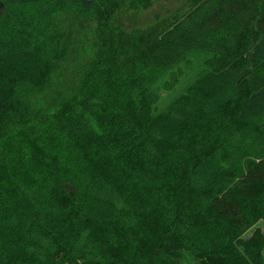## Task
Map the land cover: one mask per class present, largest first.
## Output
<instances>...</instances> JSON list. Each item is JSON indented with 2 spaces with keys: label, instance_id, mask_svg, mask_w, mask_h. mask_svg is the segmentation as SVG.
<instances>
[{
  "label": "trees",
  "instance_id": "1",
  "mask_svg": "<svg viewBox=\"0 0 264 264\" xmlns=\"http://www.w3.org/2000/svg\"><path fill=\"white\" fill-rule=\"evenodd\" d=\"M155 1L2 0L0 264H264V0L125 27ZM63 15L90 19L94 48L33 121L19 89L66 58Z\"/></svg>",
  "mask_w": 264,
  "mask_h": 264
},
{
  "label": "rangeland",
  "instance_id": "2",
  "mask_svg": "<svg viewBox=\"0 0 264 264\" xmlns=\"http://www.w3.org/2000/svg\"><path fill=\"white\" fill-rule=\"evenodd\" d=\"M190 1L156 0L146 10L127 13L122 19L123 24L128 30L140 29L143 31L152 29L171 20L176 14L186 11L189 8ZM3 10H5L4 5L2 0H0V15ZM62 20L61 32L64 35L63 42L68 47V50L66 49V58L41 86L33 87L24 83L19 89V96L22 100L26 101L28 112L30 113L29 116L33 121L43 119L38 116H46L52 109L57 108L56 104L58 102L60 103L64 97L72 92L94 48V37L91 32L92 24L89 18L77 17L76 15H63ZM200 58L193 59V65L185 68L184 75L172 90L163 89L161 82L157 84V90L160 94V99L156 106L157 110L164 109L203 70L204 66ZM55 100H57V103H55ZM10 128L11 125L4 127L0 131V137L3 134H8L11 131ZM26 128L27 126L23 129ZM256 226L264 232V222L260 221ZM180 264H197V262L185 253L181 258Z\"/></svg>",
  "mask_w": 264,
  "mask_h": 264
},
{
  "label": "water",
  "instance_id": "3",
  "mask_svg": "<svg viewBox=\"0 0 264 264\" xmlns=\"http://www.w3.org/2000/svg\"><path fill=\"white\" fill-rule=\"evenodd\" d=\"M86 1L90 2L91 0H86Z\"/></svg>",
  "mask_w": 264,
  "mask_h": 264
}]
</instances>
